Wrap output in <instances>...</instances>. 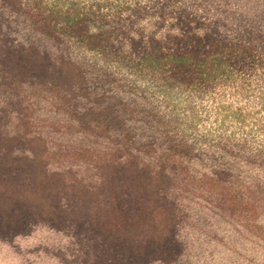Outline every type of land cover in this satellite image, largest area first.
Masks as SVG:
<instances>
[{
	"label": "trees",
	"instance_id": "trees-1",
	"mask_svg": "<svg viewBox=\"0 0 264 264\" xmlns=\"http://www.w3.org/2000/svg\"><path fill=\"white\" fill-rule=\"evenodd\" d=\"M0 264H264V0H0Z\"/></svg>",
	"mask_w": 264,
	"mask_h": 264
}]
</instances>
